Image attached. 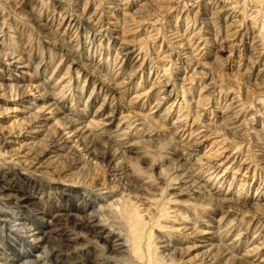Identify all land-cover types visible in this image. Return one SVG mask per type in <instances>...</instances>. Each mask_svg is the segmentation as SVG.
Masks as SVG:
<instances>
[{
	"label": "bare ground",
	"instance_id": "bare-ground-1",
	"mask_svg": "<svg viewBox=\"0 0 264 264\" xmlns=\"http://www.w3.org/2000/svg\"><path fill=\"white\" fill-rule=\"evenodd\" d=\"M82 1L78 7L79 13L82 15L77 17L78 13L73 16L67 14L66 27L61 34L69 38L67 44L70 45L71 49L73 46L76 47L78 43V40L74 41L72 33L83 30L85 32L84 36H88L92 42L90 47L82 48L84 58L80 68L83 76L86 74L89 78V76L91 77L95 73H100L104 70L105 77L96 80L97 84L92 81L90 88L85 83L86 77L80 88L78 85L71 86V75H67L66 69L59 74L58 64L52 67L48 56L26 51V56L20 57L19 60H22L23 63L28 60L26 61L27 64H30L33 68L34 72L30 76L31 85L38 87V90L41 91L39 97L44 100V110H47V112L40 111L36 113L31 104H27L28 106L21 104L22 101L27 102L26 98L31 94L24 91L23 88L21 89L22 86L18 82H14L15 78L3 74L0 76L1 99L14 104L10 109L11 112L15 113L12 121L17 124L18 122L21 124L27 118L30 121L29 125L25 127V132L22 131L23 134H28L20 135L21 132L18 133L24 139V142L22 139L21 145H29V148H34L33 146L37 145L36 143H41L42 138L49 134V127L58 122V127L62 134L50 135L53 143L49 147L42 149L41 156L47 154L45 151H48V154L51 155L47 159L50 156L59 159L67 155V153L74 152L78 146H81L80 149L84 152L83 155L91 157V159L89 158L90 163L92 160L95 163L102 164L111 161L110 167L113 174L118 176V179L125 177L129 183H124L130 184L132 180L129 178L137 181V173L134 169H131L129 160L132 158H135V160L137 158L138 160L147 158L148 146L154 144V140L149 139L150 135L153 134L149 132V129L151 128L150 126H153L151 125L153 122H156L155 126H157L158 122L160 125H164V128L166 126L165 130H169L171 139L180 148V152L174 154L175 160L172 163V167L179 171L175 175V179L173 176L172 178L175 180L173 183H177L176 181L178 180L184 186L178 185L176 187L174 184L175 187H170V189H176L177 192L170 191L171 194L184 193V188L188 187L189 194L194 195L195 199H206L208 201L207 203L202 200L205 205L209 204L214 207H233L237 205L238 207H245L249 201L251 203L250 207L261 208L264 205V182H258L261 186L257 187L253 196L246 197L242 195L244 200L241 201H238V197H241L239 195L244 191V188L236 187L234 195L236 194L238 197L233 199L229 196L228 190L221 191L217 187L218 184L220 185L223 182L230 168V165H227L228 161L232 159L230 162L232 164L235 159L238 160V154H236V149L231 150L229 153L224 139L221 138V135H219L220 138L217 136L218 134L214 135L213 130L225 129L226 133H232L229 135L230 138L235 137V134L244 136L243 134L246 132V129H244L246 119L245 115H243L245 113L240 107L237 95L234 91L229 93L225 91L222 101L220 98L221 102H218L219 96L213 97L212 99L215 100V105L212 106L213 114L212 111L208 110L211 105L208 106V102L204 103L203 101L205 100L206 102L209 96L211 98L216 92L218 93V84L208 76V73L213 66H216L214 62L220 63L221 60L219 61V59L223 51L229 56L232 55L230 60L233 61L234 71L244 75L249 70H253L255 79L260 77L261 83H264V50L261 40L264 34L260 36L263 31L260 32L256 29V20L251 19L248 23L250 29L253 30L250 36L251 43L245 47L244 38L246 34L244 31L247 29L242 31L240 23H245L246 17L244 16V9H241L242 11L239 10L240 8L237 9L238 3L235 6L229 5L231 3L224 4L220 0L218 2L205 0L204 6L200 7L202 10L196 9L192 11L191 9L190 14H192V17L190 18L187 17L188 13H185L183 9H185V3L188 4L191 0L187 2L181 1L183 8H181L179 13H185L181 19L185 23L183 24L184 30L177 28L175 25L177 22L174 24L170 23L167 33L172 40L168 43L171 45V51L167 53L166 50H169V47L166 50L162 49L161 52H159L160 50L157 51V49L154 51L153 56L150 58V63L155 62V64H152V68L151 66L148 67V75L153 74L152 78L154 79H152V82L150 81L151 84L147 87L145 85L146 88H142L144 81L138 80L135 84L132 81L137 67L141 66L138 57L142 51L140 41L144 37L149 36L144 31L149 27L151 28L152 23L150 21L154 22L157 20L158 12L154 8L158 7L162 0H109L107 6L106 4L103 6L104 9H102V4L97 3L89 12L84 11L85 8L90 7L89 2L91 0ZM244 1H240L241 5ZM27 3L28 12H33L35 0H27ZM14 4L16 9L23 10L21 3ZM150 8L153 14H147L146 9L149 10ZM62 9L65 10V7L62 6ZM157 9L161 11L159 8ZM145 13L146 15H144ZM255 15H257V12ZM144 16L146 18H143ZM197 17H199V21L196 23ZM2 23L5 22L0 20V34L2 33L0 36V47L3 48L6 32L3 31ZM198 23L200 24L199 27ZM36 25L39 26V24ZM77 37L82 39L79 34ZM161 44L162 42L160 41L158 48ZM240 45H243L246 49L250 48L251 51L249 50V52L243 49L248 53L247 57H241ZM2 48H0V58L2 60H5L6 57L10 59L15 57L10 51L8 52ZM97 54H99V57L95 59ZM171 54H174L180 63L177 75L178 84L176 85H171L165 78L167 74L166 65L168 64L166 59ZM203 56H208L211 60L207 62L203 59ZM9 65L13 64L8 62ZM125 70L124 75L120 76V72ZM75 72H77L75 74L77 79L79 77L78 70ZM197 77H201V83L195 92L196 96L191 98L189 95V97L187 96L188 98H185L184 93L190 92L191 89L188 87L189 83L193 82V79ZM106 80L108 82L107 85L120 95L116 97H122L118 100H121L118 104L113 103L112 100L114 99L112 96L111 100V98H107V94L104 96L99 95V88L104 85L102 81ZM257 98L258 100L256 99L255 103H257L259 108H264V98L262 97V99L259 96ZM186 102L191 104L189 105L192 106L194 111L200 110L201 113L199 111V114L197 113V115L201 116L200 120H195L188 115V111L183 105ZM90 104H93L92 106H95V108L89 116L87 108ZM211 117L219 122L215 123L216 121H212ZM52 120L54 123H51ZM259 125L264 128L263 124L259 123ZM147 126L149 129H147ZM172 133L174 135H171ZM64 135H68V139L64 138ZM263 135H256L260 141L258 139L255 140L256 147L254 152L259 160V169L264 173ZM224 137H228V135ZM154 139L156 140V138ZM31 151V153L36 152L34 149ZM94 162L92 163L94 164ZM183 162L190 163L188 166L180 168ZM4 163L6 162L3 161L1 165L8 172L6 176L0 174V264H67L70 262L71 264H86L90 258H94L93 264H118V262L119 264H159L158 260L161 258L164 259L163 264L177 262L175 250L171 248L172 245L165 243L172 241L171 244H173L174 239L170 238L169 234H163L166 240L162 241L165 245L160 246L162 249L159 250V245L156 241L161 239L157 235L152 236L151 232L150 222L153 217L150 215L151 218L148 217V220L142 218L140 212L135 210L136 205L131 210L120 209L118 205L121 201V192L113 190L109 196H106L108 197L106 198L107 202L101 204L100 211H95L94 204L91 201L95 199L93 197L95 191L90 188L87 187L93 193L87 189L88 192L85 189L82 191L81 187L75 186L70 182L63 184L66 187L64 190H60L58 186L53 187L55 192L61 193L63 191L65 193H61L55 201L52 200L54 199L53 197L51 199L50 196L40 192L45 186L43 180L31 181L27 176V170L20 171V169L11 165L5 167ZM203 164L206 165L202 167ZM83 165H87L88 168V164L83 163L80 166L83 168L82 173L85 174L89 170ZM204 169L206 170L203 171ZM88 176L90 177V174ZM92 178L90 177V179ZM90 179L88 180L90 181ZM94 180H91L92 183ZM259 180L261 179L259 178ZM17 181L20 182V185H25L24 189H26V193H21L19 198H15L11 192H8V190L16 188ZM144 182L146 181L144 180ZM209 182L211 185L206 187ZM94 183L92 184L93 186L95 185ZM259 187L262 188V191L258 190ZM21 189V186L17 187V191ZM206 189L214 195L210 194V192L208 193ZM257 191L261 192L259 196ZM35 199L36 211L38 214L43 215L38 219H35L32 213L29 214L22 208L25 203ZM259 199H262L263 203H259ZM162 211L160 215L165 214ZM98 213L104 218L103 222L98 218ZM202 224L205 225L204 222ZM51 225L53 226L51 227ZM48 226L50 228H47ZM228 226L225 228L220 224L217 226L208 224V228L211 230L202 228L199 230V242H201L203 248H206L205 252L207 253L204 254V258L198 264L202 262L203 264L206 262L213 264L221 257L224 259V263L222 262L221 264H243L245 263L242 261L243 259L254 257L251 259L258 260L255 256H261L264 253V237H256L259 234L258 231L255 234L253 231L249 236L248 243L245 239L243 241L239 239L240 236L243 237L242 232L241 234L238 232L232 236L229 235L230 227ZM81 229L88 232L89 239H87L85 244L75 245L77 239L85 238V233ZM244 241L246 244L241 245ZM107 250H110L112 255L107 253ZM259 250L262 253L257 254ZM146 255L151 258L150 261L146 260ZM142 259H145L146 262L143 263ZM259 259L257 263L261 262L260 264H264V255Z\"/></svg>",
	"mask_w": 264,
	"mask_h": 264
},
{
	"label": "rangeland",
	"instance_id": "rangeland-1",
	"mask_svg": "<svg viewBox=\"0 0 264 264\" xmlns=\"http://www.w3.org/2000/svg\"><path fill=\"white\" fill-rule=\"evenodd\" d=\"M100 1L101 0H91L90 2L88 1L90 4V7L85 8L84 12L91 11L93 6L97 5V3H99L100 5L102 4L101 5L102 9H104L103 6L105 4L107 6L108 4L107 2H109V0H102L103 2L102 1L100 2ZM169 1L173 3L171 4L169 3ZM169 1L166 0L165 2L167 3H165L164 0H162V2L160 1L161 3H159V6L154 8V10L158 12L157 20L154 22L150 21V23H152L151 28L149 27L146 29V31H144L145 34L146 35L149 34L150 37L146 36L148 39L144 37V39L142 38L143 40L140 41L142 51L138 57H139V63L141 66H139L140 69L137 67V71L135 72V77H133L132 81L134 84L138 80L144 81L142 88H146L149 84H151L150 81L152 82L153 81L152 79H154L152 78L153 74L148 75V70H149L148 67L151 66L152 68L153 67L152 64H155V62L150 63L151 62L150 58L153 56L154 51H156L157 49V51L160 50L159 52H161L162 49L166 50L167 47H169L168 48L169 50H166L167 53L171 51V45H169L168 43L172 40L167 33V28L170 25V23L174 24L175 22H177L175 23L177 28L178 29L181 28V30H184L183 24L185 23L184 21H181L182 15L187 12L188 13L187 17L191 18L192 17V14H190L191 9L192 11H195L196 9L202 10V8L200 7L204 6L205 0H191L189 2L190 4L185 3L186 6H185V9H183L185 10L184 11L185 13H182V12L179 13L181 8H183V4L181 5V3L184 1L187 2L188 0H184V1L183 0H169ZM214 1L218 2L219 0H214ZM240 1L241 0H220V2H223L224 4L231 3L229 5L236 6L238 3V5L236 6L237 9L239 8H240L239 10L244 9V13H245L244 16L246 17V19L244 20L245 23H242V24L240 23L241 26L240 25L239 26L241 30L243 29L242 31L247 29L246 30L247 33L246 31H244L246 34L244 38V42L246 43L245 47H247L249 43H251L250 36L252 35V30H253V29H250L249 24H248L251 19L254 21L256 20V29H258V31L260 32L263 31L262 34L261 35L259 34V35L262 36L264 34V27H262L264 26V20H263L264 19L263 17L264 16L263 15L264 0H261V1L259 0L260 2L258 0H255V1L245 0L246 2L244 1L242 5ZM82 2H83L82 0H68V1L67 0H61V1L35 0V7H34L35 9L33 12L29 13L27 10L28 9L27 0H0V20L5 22V23H2V25H3V31L6 32V35H5L6 37L4 38V46L3 48L2 47L0 48L5 49L8 52L10 51V53L13 54V56H15L13 59L6 57L5 60H2L0 58V76L1 74H3L5 76H11L15 78L14 82L15 83L18 82L19 85L22 86L21 89L23 88L24 91H27L29 94H31L26 98L27 102L22 101L21 104L25 106L27 104L28 105L31 104V107H34V109L36 110V113H39L40 111L45 113L47 112V110H44V100L42 99V97H39V94L41 93V91L38 90L39 89L38 87H33V85H31L32 81H31L30 76L34 72L33 68L30 66V64H27L26 61L28 60L24 61V63L22 62V60H19L20 57L26 56L25 54L26 51L31 52V53H38L43 56H48L51 62L50 65L52 67L58 64V69L60 71L59 74H61L63 70L65 71L66 69L67 70L66 72H68L67 75L69 76L71 75V82H72L71 86L78 85L80 88L82 84L84 83V78L86 77L85 83L88 84L90 88L92 86V81H94V84H97L98 82L96 80H99L105 77L104 70L101 71L100 73H95V74L93 73L94 75H92L91 77L89 76V78L86 74L85 76H83L82 69L80 68L82 64L81 62H83V58H84L83 57L84 51L82 48L90 47L92 44L89 37L86 35L84 36L85 32L83 30L80 29L82 32L77 31L76 33L75 31L74 33H72L74 41L78 40L77 41L78 43L76 44V47L73 46L71 49H70V45L67 44V41L69 38L66 37V35L61 34L62 30L66 27V23L68 20V17H66L67 14H71L73 16L75 14L77 15L78 13L77 17L82 15L79 13L80 10H78L79 4ZM14 3H17V4L21 3L20 5L23 10L20 11V9L18 8L16 9L14 7L15 5ZM62 6L65 7V10L62 9ZM169 6H173V7L169 8ZM258 7L260 10L258 9ZM157 8H159V10L161 11H158ZM60 10L65 12V13L62 12L65 16L61 13ZM146 10H147L146 11L147 14L148 13L153 14L151 8L149 10L148 9ZM256 12H257V15H255ZM144 15H146V13ZM143 18H146V16H144ZM198 19L199 17L196 18V23L199 21ZM199 23L201 24V22ZM199 23H198V27L200 25ZM36 24H39V26H37ZM78 34L82 36L81 38L83 40L77 37ZM261 40L263 43L262 46L264 50V35L262 36ZM160 41L162 42V44L158 48ZM239 47H241L240 48L241 57L243 56L247 57L248 53L245 52L243 49H245L246 51L248 50L249 52L250 48L246 49L243 45H240ZM263 54H264V51H263ZM169 56L170 57H167L166 59L169 65L168 64L166 65L167 74L165 75L166 76L165 78L171 85L172 84L176 85L178 84L177 75L179 73L178 67L180 63H179V59H177V57L174 54H171ZM231 56L232 55L229 56V54H226L223 51L221 52V56L219 59V61L221 60L220 63L214 62L216 66L215 67L213 66L212 70L210 69L208 76L211 77L218 84V88H217L218 93L216 92L213 96H211V98L209 96L208 97L209 99H206V102L205 100L203 101L204 103L208 102L207 103L208 106L211 105L210 107H208L209 108L208 110L212 111V114H213L212 106L215 105L214 104L215 100L212 98L219 96L218 102H221L224 98L223 96L226 93L225 91H228V93L230 91L231 92L234 91L239 99V103L241 105L240 107L242 111L245 113L243 114L245 115V119H246V122L244 123L245 125L244 129H246L247 133L245 132L243 134L244 136L235 134V137L230 138L229 135H231L232 133H229V134L228 132L226 133L225 129H220L221 131L213 130L214 135H217V134H218L217 136L221 135V138L224 139L226 147L227 149H229V153L231 152V150L233 151L234 149H236L237 150L236 154H238V160L235 159L232 164H230L232 159L228 161L227 165L229 164L230 168L227 172V175H225V179L223 180V182L220 185L218 184V186L217 185L215 186H217L219 190L221 191L228 190L229 196H231L233 199L238 197L236 196V194L234 195V192L236 191V189L238 187L244 188V191H242L241 194L239 195L241 197H238V201H241V200H244L243 196H246V197L253 196L254 193L256 192L257 187L261 186L260 183L264 182V173L261 169H259L260 168L259 162H258L259 160L254 152V149L256 147L255 140L258 139L256 135L264 134V128L260 127L259 125V123H261L263 124V127H264V108H259L257 103H255L256 99L258 100L257 98L258 96L261 98L262 97L264 98V83L263 84L261 83L262 80L260 77L255 79L253 70H249V71L247 70L248 72H246L244 75L242 73H239L238 71H234L235 69L232 66L233 61L230 60L232 59ZM97 57H99V54L95 56V59H97ZM203 59L206 60L207 62L211 60L208 56H203ZM8 62H11L13 65L8 66ZM6 66L8 67L7 69H6ZM76 70H78V74H79V77L77 79L75 77V74L77 73L75 72ZM125 72L126 70L120 72V76H123ZM148 76H150V78H148ZM102 82L104 85L100 86L99 88L100 90L98 92L99 95L104 96L105 94H107L108 95L107 98L109 99L112 96V98L114 99L112 100L111 98L113 103L118 104L121 101V100L120 101L118 100L121 99L122 97L120 98L116 97L120 95L116 93L113 89H111L109 85H107L108 84L107 80L102 81ZM200 83H201V77L199 78L197 77L193 79V82H190L189 83L190 85H188V87L191 88L190 92L184 93L185 95L184 97L185 98L187 96L189 97V95L191 96V98L195 97L196 96L195 92L196 90H198ZM74 88L76 89V87ZM110 90L114 92H111ZM220 98H221V101H220ZM189 104L190 103L188 102L183 104L188 111V115L192 116L195 120H200L201 116L197 115V113L199 114L200 110L194 111L192 106H190L191 104L190 105ZM13 105H14L13 103L7 102L1 99V96H0V174L2 176L3 175L6 176L8 172L7 169H5L1 165L3 161L6 162L4 163L5 167L6 166L9 167V165H11V166H15V168L17 169H20V171L27 170L26 171L27 176L30 178L31 181L38 180V179H41L38 181H42V180L44 181L45 186H43L40 192L44 195L50 196L51 199L53 197L54 199L52 200H55V201H56V198L57 199L59 198L61 193L63 194L65 193L63 191L61 193L55 192L53 187L58 186L60 190H64L66 189V187L63 184H66L68 182L72 183L75 186L81 187L82 191L83 189H85L86 192L90 191L87 189L88 187L91 190L95 191L94 193L90 191L91 193L95 194L93 195L95 199L91 200L92 203L94 204L93 206L95 208V211H100L101 204L107 202L106 198L108 197L106 196H109L113 190L121 192L120 193L121 201H120V204L118 205L120 209L131 210L136 205L135 210L140 212L142 218H145V220H148L149 218H151V216L153 217V219L150 222V226L152 227V228L150 227L152 236L157 235L161 239V240L156 241V243L159 245V248H158L159 250L162 249V247L160 246H164L165 243L168 245L169 244L172 245L171 248L175 250V259L177 261L176 263H172V264H198L204 258V254L207 252H205L206 248H203L201 246L202 245L201 242H199V234H200L199 230L201 228L206 229V230H211L210 228H208V224H212L213 226H217L220 224L221 226H224L225 228L229 224L228 226L230 227L229 235L232 236L234 234H237L238 232H240L239 234H241L242 232L243 237L241 236L239 237L240 240L242 239L241 241L245 239V241L247 240L248 242L250 238L249 236L253 233V231H254V234L257 231L259 232V234H257L256 237H261V236L264 237V205L261 208L260 207L252 208L250 207L251 203L249 201L245 207H240V206L238 207L237 205L233 207H221V206L214 207L209 204L205 205V202H202V200L204 199H198V198L195 199L194 195L189 194L190 191L188 187L184 188L183 190L184 193L182 192L179 194L177 193L171 194L172 191H175V192L177 191L176 189L175 190L170 189V187L171 188L175 187V185L176 187L178 185L183 187L184 185H182V183L179 182L178 180L176 181L177 183H173L175 181L173 180V178L175 179V175L178 174L179 170L176 171L175 168L172 167L173 166L172 163L175 160L174 154L180 152L179 151L180 148L177 147L178 145H176V143H174V140L171 139L170 133L168 132L169 130L167 129L165 130L166 126L164 128V125H160L158 122H157V126H155L156 122H153L151 124L153 126L148 125L151 127L150 129L147 126V129L150 130L149 132L153 133L150 135L149 139L154 140V144H153L154 146L153 145L148 146L146 159L140 158L138 160L137 158L135 160V158L134 159L132 158L131 160H129L131 162L129 163L132 167L131 169H134V171L137 173V176H136L137 181L136 179L133 180V178H129L132 181L130 184H128L129 181H127L125 177L118 179V176H115L113 174V171L111 170V167H110L112 164L110 163L111 161H107L106 163L102 164L98 162L95 163L94 160H92L94 164L92 162L90 163L89 158L91 159V157L90 156L87 157L86 155H83L84 152L81 151L80 149L81 146H78V147L76 146L77 149L74 148L75 149V151L73 149L74 152L67 153V155H65L66 157L63 156V157H60L59 159L57 157L55 158L52 156H50L47 159V157L51 155V154H48V151H45L47 152V154L41 156L40 153L42 152V149H45V147H49L53 143V140L50 137V135H56L58 133L59 135L62 134V132H60L61 130L58 127V122H56L55 124L49 127V134H46L45 135L46 137L44 136L45 138H42L41 143L40 142L36 143L37 145L33 146L34 148L32 147L29 148V145H21L23 136L20 137V135L28 134V133L23 134L22 131L25 132L24 131L26 129L25 127L29 125L30 121H28V118H27L25 121L23 120L21 124H19V122L18 124L16 122H13L12 120H13V116L15 113L10 111ZM92 105L90 104L89 107L87 108L88 109L87 111L89 112L88 113L89 116L91 115V113L93 112V109L95 108V106H92ZM208 110L206 109V111ZM250 114L252 115L249 116ZM212 117L211 119H213L212 121H214L215 118H212ZM218 122L219 121H216L215 123H218ZM51 123H54V121L52 120ZM52 132L53 133L55 132V133L53 134ZM18 133H20V135H18ZM171 135H174V134L172 133ZM225 135H228V137H224ZM67 136L68 135L66 136L64 135L63 137L67 138ZM154 138H156V140ZM258 141L260 140L258 139ZM23 142H24V139H23ZM69 144H72V143H69ZM32 149L36 150L37 154L36 152L31 153ZM56 162L58 163L55 164ZM83 163L88 164V168H87V165H83V166L89 170L87 171V173L90 174L91 178L93 177L92 179H90V177L88 176L89 174L87 175V173L85 174L82 173L83 168L80 166ZM189 163L183 162L180 168L188 166ZM204 165L206 164H203L202 167ZM248 166L249 168H247ZM205 170L206 169H204L203 171ZM83 177H84V180H83ZM259 178L261 180H259ZM88 179H90V181ZM91 180H94L93 183L97 180L96 181L97 183L95 182L94 183L95 185L93 186L92 185L93 183ZM144 180L146 182H144ZM124 182H128V183H124ZM123 184H126V185H123ZM238 184H241V185H238ZM210 185L211 183L209 182L206 185V187ZM18 186H21L22 189L17 191ZM24 187L25 185H20V182L17 181L16 188L14 190H8V192H11V194H13L15 198H19L21 193H26V189H24ZM258 190L262 191V188L259 187ZM207 192L208 193L210 192V194H212L211 191L207 190ZM257 193H259L258 194L259 196L261 192L257 191ZM204 201L208 203L206 199ZM258 202L263 203V200L259 199ZM22 208L23 210L27 211L29 214L32 213L33 217L35 216L34 217L35 219H38L39 217L43 216L40 213L38 214L36 211L37 210L36 199L28 201L27 203L23 205ZM151 209L153 210L151 211ZM160 210L161 211L163 210L162 212H165V214L160 215L161 213ZM97 216L103 222L104 218L100 216L99 213ZM220 216L221 217L223 216V217L221 218ZM202 221L205 223V225L202 224L203 223ZM52 226L53 225H51V227ZM161 226H164V227L161 228ZM56 227H58V225H56ZM47 228H50V227L48 226ZM81 230L83 233H85V238L77 239L75 241V245L85 244L87 239H89L88 232H85L84 229H81ZM163 234H169L170 238L174 239L173 244H171L172 241L170 243L168 242L164 243L163 241L166 239ZM245 241L241 245L246 244ZM107 253L112 255V252L110 250H107ZM258 253H262V251L259 250L257 254ZM263 255L264 253L261 256ZM261 256L257 255V257L255 256V258H258V260H260L259 258H261ZM247 258H246L247 260L246 259L242 260L243 262H245L243 264H260L261 263V262L257 263L258 260H252L254 257H251L252 259L249 257ZM146 260L150 261L151 258L148 257V255H146ZM146 260L142 259L143 263L146 262ZM163 261H164L163 258L158 260L159 264H163ZM248 261L249 263H247ZM222 262L224 263V259L221 257L220 259L216 260L215 263L213 264H221ZM93 263H94V258H90L86 262V264H93ZM208 263L209 262H206L205 264H208ZM67 264H71V262ZM201 264H203V262Z\"/></svg>",
	"mask_w": 264,
	"mask_h": 264
}]
</instances>
